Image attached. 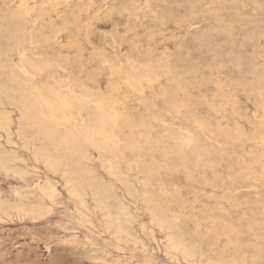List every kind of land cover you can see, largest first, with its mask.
<instances>
[{
	"label": "rangeland",
	"instance_id": "374dc122",
	"mask_svg": "<svg viewBox=\"0 0 264 264\" xmlns=\"http://www.w3.org/2000/svg\"><path fill=\"white\" fill-rule=\"evenodd\" d=\"M224 3L0 0V56L21 78L0 69V153L20 171L0 168V264H264V0ZM25 48L26 68L42 69L33 82L16 67ZM20 87L33 94L25 107ZM59 88L87 103L77 124H97L103 104L124 120L116 149L86 146L107 208L38 156L55 144L34 94Z\"/></svg>",
	"mask_w": 264,
	"mask_h": 264
},
{
	"label": "bare ground",
	"instance_id": "6f19581e",
	"mask_svg": "<svg viewBox=\"0 0 264 264\" xmlns=\"http://www.w3.org/2000/svg\"><path fill=\"white\" fill-rule=\"evenodd\" d=\"M23 1V0H22ZM25 1V0H24ZM225 0H223L224 3ZM233 2V1H232ZM217 3V2H215ZM225 4V3H224ZM211 5V4H210ZM23 7V6H21ZM214 7V5H213ZM221 7V5H220ZM209 8V7H208ZM30 10L29 8H27ZM25 11V9H24ZM30 13V12H29ZM208 15V14H207ZM47 17V16H45ZM50 17V16H49ZM217 17V16H216ZM219 17V16H218ZM30 18V17H29ZM52 18V17H51ZM175 20V19H174ZM48 21V20H47ZM50 22V21H49ZM48 22V23H49ZM18 25L10 29L9 34L12 37L20 38L23 35H25L26 31L23 25L20 23H17ZM34 24V23H33ZM253 26V25H252ZM232 29V28H231ZM225 32V31H224ZM210 34V33H209ZM232 35V34H231ZM34 36V34H33ZM32 43H36L33 41ZM11 57L6 56H0V69L3 70L4 74H6V70L9 72V75H6L5 79L9 82H19L20 76L15 75L13 69H12V60ZM19 63L16 64V67L20 68V71L22 73L24 72L25 79L33 82L36 78V72L41 71L42 69H38L35 72H30L27 67V63L29 66L35 67V64L31 60L28 59L27 55V48L22 49L19 51ZM17 59V60H18ZM42 61V60H41ZM45 64H48L49 61L47 59L44 60ZM122 64V63H121ZM123 66V65H121ZM38 67H36L37 69ZM136 70L131 68V70H127L124 72L123 68L120 67L117 71L118 78L120 80L123 79V75H125L126 83L130 79L133 78L136 74ZM136 76V75H135ZM138 78V76H137ZM146 82V79H143ZM135 81V80H134ZM142 82V80L140 79ZM62 82V81H61ZM148 82V81H147ZM125 83V84H126ZM143 83V82H142ZM149 83V82H148ZM128 84V83H127ZM140 84V83H139ZM150 84V83H149ZM143 85V84H141ZM121 87V86H120ZM142 87V86H140ZM20 87L18 92L20 93V102L25 107L27 106L31 101V95L32 92L30 90L24 89ZM63 89V88H62ZM65 90V89H63ZM37 93L34 94V100L37 101V103H40L41 110H43V117L42 120L48 122L50 126L46 129L45 135L50 138L52 141H54V147L51 150H43L38 156L47 164V166L52 170H58L60 167H64V174L69 176V185H72V189L74 193L79 197L82 202H84L85 197L88 194H91L95 197V200L98 199L100 203L105 204L104 208L108 207L105 199V195L107 196V200L111 198L107 195V191L103 189L102 185L96 181V178L94 176V173L92 169H89V166L86 164L89 160L88 153L86 151L87 145H101L102 147H109L110 149L114 150L116 147V139L119 138L118 133L121 132V128L119 129V123H123L124 120L120 118L121 115L117 113V111L110 112L112 109V106L103 104L101 106V116L99 119V122L97 124H93L92 126L89 125V120L82 119L79 124L71 117L74 110H79V112L82 113L84 110V107L86 106V102L81 97L75 96L72 91L69 92V94H65L61 88H59L57 91H50L51 97L47 98L44 94V92L39 91V89L36 90ZM69 91V90H68ZM117 92V90H116ZM183 102V101H182ZM177 103V102H176ZM96 106V105H95ZM178 108V107H177ZM87 111V110H86ZM94 112V111H93ZM2 114V113H1ZM31 114V113H30ZM6 115V113H5ZM10 115V113H9ZM21 116V115H20ZM2 117V116H1ZM6 117V116H5ZM26 116H24L25 119ZM10 118V116H9ZM4 118L0 121L1 124H5L6 126H9L10 119ZM22 118V117H21ZM20 118V119H21ZM27 118V117H26ZM1 119V118H0ZM23 119V118H22ZM19 120V119H18ZM17 121V120H16ZM21 121V120H20ZM23 122V120H22ZM26 123V122H25ZM31 123V121H30ZM130 121H127V124H129ZM131 124L133 122L131 121ZM20 127V126H19ZM29 127V126H28ZM36 127V126H35ZM65 127L69 130V132L61 133L60 128ZM5 127H3L4 129ZM25 128V127H24ZM151 128V126H150ZM2 129V128H1ZM26 129V128H25ZM32 129V128H30ZM9 131V129H8ZM24 131V130H23ZM17 132H15L16 134ZM24 136V135H23ZM143 136V135H142ZM135 137V136H134ZM7 138V137H6ZM21 138V137H20ZM180 138V137H179ZM32 139V138H31ZM182 139V138H181ZM189 140V139H188ZM191 140V139H190ZM23 141V140H22ZM30 141V140H29ZM147 141V140H146ZM161 141V140H160ZM31 142V141H30ZM32 143V142H31ZM132 143V142H131ZM188 143V142H187ZM190 144V143H189ZM114 146V147H113ZM120 146V145H119ZM197 146V145H196ZM14 147V146H13ZM26 147V146H25ZM59 147L63 148V151L65 153H68L71 157L77 156V159H73V165L72 166L68 163H65L63 159L59 157H55L53 154V151L61 153ZM92 147V146H91ZM32 148V147H31ZM183 149V148H182ZM94 150V149H93ZM196 150V149H195ZM116 152V151H115ZM168 153V152H167ZM206 153V152H205ZM179 157V156H178ZM202 157V156H201ZM33 159V158H32ZM191 159V158H190ZM100 162V161H99ZM190 163V161H189ZM44 164V163H43ZM109 164V163H107ZM123 164V163H122ZM111 165V162H110ZM0 168L2 170L9 174H20V171L16 169V167L13 164V161L8 158L5 155H2L0 153ZM63 169V168H62ZM94 170V169H93ZM110 171V170H109ZM112 176V175H111ZM119 178V177H118ZM103 183V182H102ZM68 184V182H67ZM67 186V185H66ZM104 186V185H103ZM108 187V186H106ZM124 187V186H123ZM109 188V187H108ZM70 188V191H72ZM111 190V189H110ZM68 191V190H67ZM54 192V191H53ZM115 192V191H114ZM73 194V192H72ZM92 196V197H93ZM91 197V198H92ZM114 197V196H113ZM147 197V196H146ZM148 198V197H147ZM146 198V200H147ZM97 201V200H96ZM95 201V203H96ZM117 201V199H116ZM108 202V201H107ZM111 202V200L109 201ZM114 202V201H113ZM94 203V204H95ZM117 203V202H116ZM121 203V202H120ZM98 204V203H96ZM101 205V204H100ZM120 205V204H119ZM123 205V204H122ZM81 206V205H80ZM101 207V206H100ZM141 208V207H140ZM99 209V208H98ZM107 210V209H106ZM153 210V209H152ZM146 211V210H145ZM148 211V210H147ZM151 212V211H150ZM155 211H153L154 213ZM96 213V212H95ZM111 214V212H109ZM128 211L126 212L123 207L120 206L119 212L116 216L110 217L113 219L119 228V230H123V224L130 218L128 215ZM152 213V214H153ZM106 215V214H105ZM163 217V216H162ZM132 218V217H131ZM110 219V220H111ZM131 220V219H130ZM129 221V220H128ZM135 221V220H134ZM158 221H162L160 218H158ZM112 222V221H111ZM158 222V223H159ZM160 224V225H161ZM166 224V223H165ZM169 224V223H167ZM159 226V225H158ZM163 226V225H162ZM158 228V227H157ZM150 230V229H149ZM160 230V229H159ZM169 230V229H168ZM119 231V232H120ZM128 231V230H127ZM171 242L175 250L181 249L183 254L185 253V256L192 254L190 250L184 246L183 243L179 242L174 236L171 238ZM169 239V240H170ZM170 247V246H169ZM172 247V248H173ZM2 249V248H1ZM192 249V248H191ZM87 250V249H86ZM174 250V249H173ZM202 250V249H201ZM87 252V251H86ZM3 253V252H2ZM95 253V252H94ZM4 254V253H3ZM9 254V253H8ZM20 254V253H19ZM82 254V253H81ZM187 254V255H186ZM1 255V254H0ZM6 255V254H5ZM95 255V254H93ZM97 255V254H96ZM10 256V255H9ZM13 256V255H12ZM26 256V255H25ZM198 256V255H197ZM8 257V256H7ZM97 257V256H96ZM190 257V258H191ZM194 257V256H193ZM192 257V258H193ZM203 257V256H202ZM103 258V257H101ZM108 258V257H107ZM173 258V257H172ZM183 259V258H182ZM203 259V258H202ZM8 260V259H7ZM100 260V259H99ZM201 260V259H200ZM92 261V260H91ZM98 261V259H97ZM193 261V260H192ZM202 261V260H201ZM99 262V261H98ZM102 262V261H101ZM11 263V262H10ZM9 263V264H10ZM95 263V262H94ZM100 263V262H99ZM5 264V263H4ZM107 264V263H105ZM214 264V263H213Z\"/></svg>",
	"mask_w": 264,
	"mask_h": 264
}]
</instances>
